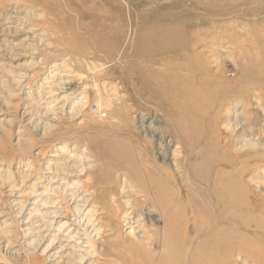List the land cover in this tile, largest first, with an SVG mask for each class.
<instances>
[{
	"label": "bare ground",
	"instance_id": "bare-ground-1",
	"mask_svg": "<svg viewBox=\"0 0 264 264\" xmlns=\"http://www.w3.org/2000/svg\"><path fill=\"white\" fill-rule=\"evenodd\" d=\"M28 1H36L39 3L40 7L35 8V15L29 14L28 9L30 8L27 3H24L27 7V12H21L12 8L6 9L4 12L5 14H3L4 25L1 36L5 38L11 35L14 36L16 31L12 30L20 24L27 26V33L24 39L27 44L29 42L43 43L50 38V34L52 33L53 35L56 33L59 35L60 32L69 33V35L71 33H76L78 35L79 31H85L87 34L89 33V36H92L93 39L88 41H77L81 45L75 42V44L71 46L67 44V47L71 48L73 46L72 48L78 53H90L91 55L98 54L102 56L103 59H98L99 61L101 60L99 64L101 65L102 63V65L100 67L94 66L95 68H93V70L95 72L97 69L100 71L120 60V58L106 53L105 47L108 41L117 40L124 43L128 41L131 46V10L129 7V5H131V0H75L76 10L82 11L87 15L80 19L78 15L74 14L76 12L75 9L64 4L65 0ZM120 1L122 2L120 3ZM122 5L125 6V8ZM47 13L52 16H48L47 19L44 20H39L43 14ZM28 14L30 15L29 17H27ZM121 16L125 18V23L121 21ZM32 17H34L36 21H31ZM89 17H91V19ZM152 25L154 29L157 30L156 33L150 31L149 35H145L142 41L145 47L149 46L151 49L146 52L144 59L136 66L137 71L141 72L138 79L145 88V91H161L162 89L167 91V97H169L176 106L178 113L176 116H173L171 120L173 127L168 125V127L171 126L170 128L174 130L172 136L169 138L166 136L167 134H165V132L159 131L161 126H158L157 123L162 121L156 116L157 111H154L156 113H154L152 117L148 115L143 117L140 115L138 128L141 129L145 136L149 135L154 139L155 146L151 148L148 147L146 151L142 152V155L145 154L147 156L146 160L141 158L142 160L133 161V159H136V156L133 154L134 150L130 152V156L132 157L133 155L135 157L131 159V166L135 165V167H133L138 169L136 173L139 172V175H134L140 181L138 191L143 192L145 196H147L143 204L147 205V203L151 201L150 204H148L149 206L142 212L143 222L148 223L151 227L146 230L145 224L140 222L139 215L134 211L136 204L131 203V210H124L121 204L107 193L105 189L109 185V179H112L111 176L105 180H103L104 178L102 179L104 181H102L103 186L107 187H99V185L91 186L88 184L73 186L70 185V179L67 178V183V181H65L66 176H60L62 173L57 171V166L64 164L63 160H66L59 159V157H62V151L65 152L67 150V154L70 155V160H90L92 162H98L99 158L93 156L92 153L88 155L90 151L88 154L84 151L83 147L85 145L83 140L76 139L77 136L75 138L73 135H68L63 140V136L60 137L58 132V135H56V133L54 134L56 135L55 138H53L52 135V142H57L56 144L60 143L61 146L58 147L57 145H53L58 148V151L52 153L51 156L53 158L46 159L45 162H43L42 166L46 172L43 173L44 170H41V168L39 169L43 173L39 177L40 185L44 186L46 189L40 191V193L38 191L40 196L50 191L54 192L56 187L68 190V192L71 191L67 193L65 196L66 198L59 197V193L55 191L50 202H46L42 198L38 200V203L42 202L40 206H47V204L51 203V205L58 207L53 208V210L51 209L52 207L49 208L50 210L43 209V211H39L41 215L49 214L51 218L53 217L54 219L51 222L54 223L56 220L55 223L59 226V230L61 228H68L65 233L68 238L64 237L62 239V244L51 256L54 255L59 258H66V261H69L70 256L76 254V259L82 261L80 264H85L87 261L89 262L88 264H98L97 259L91 260L98 252H95L93 242L89 240L88 236L97 240L101 235V237L104 236L106 238V243H103V246L127 249L125 242L121 244L117 243L120 238L122 227L116 224L115 220L121 218L124 223H126L125 226L129 225L125 232H127V234L131 233V264H237L235 260L237 253L240 257H244L246 262L264 264V203L261 197L262 193L264 194V188L259 191L257 189L259 186L255 185L252 180L253 177L249 175V172H251L250 170L256 169L257 166L264 164V157L257 156L259 150H254L257 145L256 142L249 143L246 135V127H242L241 131L238 132L240 136H242V145L240 144V147L235 145L234 142H236V139L232 142L234 143L232 145L231 142H228L227 136H224L225 138L223 137L224 132L222 127H220L221 124L219 125V121L222 119L220 114L224 109L222 106H219V103L215 102V99L217 100L215 96L217 90L223 87L233 86V83L231 82V84L228 82L231 78L230 80L229 78L226 80L223 77L224 75H221L220 72H223L221 71L222 67L220 71L217 72L215 70V68H218L216 64L214 65V63H211L213 64L212 66L204 68L202 64L205 65L206 62L201 63L204 60L206 61L208 53L211 55L213 52L215 53V50H219L215 49L213 51L212 49L213 46L217 44L216 40L220 37L232 38L234 32L223 29V23L212 18L207 19L206 22L203 23H199V20H197L186 24H180L168 17L163 18L162 22L161 20L159 22H153ZM249 25L242 26L241 29L245 31L249 30V33L255 34L256 37H260V27L264 24H261L260 27H256L260 28L259 31L257 29H251ZM134 35L135 34H133V36ZM61 36H64L63 38L65 40L68 38V36L65 35ZM61 36H59V38ZM83 36L84 35H82V37ZM57 37L56 39H58ZM226 41L228 40H225V42ZM176 43L179 44V47H176L173 53L178 56V59L167 61L156 60L154 58L158 53L166 50L165 46L167 44ZM236 43L242 45L240 40L236 41ZM61 44H63V46L65 45L62 41ZM132 44H136V37L133 38ZM229 44L226 45L227 49L229 51L232 50L236 57L239 58L238 60L243 59L241 63H244L245 66L242 65L244 68L241 69V74H251V77L253 75L264 78V56L261 54L263 51L262 49V51L260 50L261 44H257L258 47L255 51L253 50L254 52L251 50L248 52L244 48L237 49ZM16 45L17 43L15 47ZM220 47L223 48L222 46ZM208 50L210 51L208 52ZM211 50L213 51L212 53H210ZM216 55L213 58H215ZM94 58L96 59V57ZM70 60L71 58L69 61ZM80 60L81 59H79V62ZM214 61H216V59H214ZM74 63L76 62L74 61ZM51 65L52 70L43 78L40 86L43 84H48V86H50V89L45 90V106L48 107V110L50 108V110L56 112L63 108V106L65 107L66 104V101L62 99L63 96L58 97L60 94V76H62L61 72L64 71L66 62L64 60H55ZM90 71L92 70L90 69ZM248 78H250L249 75ZM55 80L58 82H55ZM245 80L247 81V79ZM132 83L134 85L133 81ZM230 89H228V91H230ZM262 89H264V87ZM135 90L136 89H134V91ZM114 91L113 89L112 92ZM38 93H41V91H38ZM218 93L219 92H217V95H219ZM223 93L225 92L223 91ZM241 93L247 92L246 90L240 91L238 95ZM255 94L261 95V92L258 91ZM239 99H241V97ZM219 100L220 99H218V102ZM104 103H106V101ZM146 103L147 102H145V105ZM242 103V100H237L234 106L238 107L242 105ZM246 103L249 105V100L244 104ZM142 105L144 104L142 103ZM260 106L264 107V103H260ZM101 108H97L95 111H98V116L104 117L107 115L106 113L108 111L106 112L104 108V110ZM229 109L227 111H229ZM110 117L112 116H108V118ZM234 119L232 120L234 121ZM238 122L239 119L237 123ZM237 123L235 124L236 128L238 127ZM105 125V122L102 120L98 123L97 128L101 131H106L108 126ZM242 126L245 125L243 124ZM91 129L90 127L89 130ZM230 129L233 130L232 127ZM161 130L163 129L161 128ZM61 133L63 134V132ZM64 133H66V131ZM225 133L227 134V132ZM112 137L114 136H111V138ZM106 141L108 144V140ZM112 143H114V141H110L109 145L114 148L116 145L119 146V141L117 144L114 143V145L116 144L115 146ZM258 144L260 145L259 142ZM246 145H252L251 148L249 147L250 150H246L249 148H244ZM59 149L62 151L59 152ZM115 149L113 150L115 151ZM78 151L81 153L78 154ZM260 152L262 153V151ZM107 153V160H112V162L122 156L125 158V155H120L121 152H119L118 149L116 152H110L108 150ZM25 154L26 152L19 154L18 158L24 157ZM88 164H90V162ZM38 172L40 171H37V173ZM55 173L56 177H54ZM102 173V171L99 172L101 176L99 177L100 179L102 178ZM57 177L62 181L56 179ZM132 177L133 175H131V181H133ZM257 179H259V177ZM257 179H255V181ZM60 182L67 183V187H61L62 184L56 186L55 183L59 184ZM257 182L259 181H256V183ZM38 183L39 182H37V184ZM55 194L58 196H55ZM103 197H105L107 202H104L105 199ZM61 200H64V202L68 200L72 203L73 207L67 209V206H62V203H60ZM169 200L177 201L176 205L166 204ZM116 209L119 210V214ZM69 212L72 213L71 217H68V214H70ZM65 218H68V220H65ZM142 228H144V230H142ZM92 232L95 233L94 236ZM154 242L157 245L156 250L150 246ZM240 257L237 258L240 259ZM40 262L42 263L43 260L38 261L37 259L33 264H41ZM246 262L244 264H248ZM66 264L73 263L69 262Z\"/></svg>",
	"mask_w": 264,
	"mask_h": 264
},
{
	"label": "rangeland",
	"instance_id": "rangeland-1",
	"mask_svg": "<svg viewBox=\"0 0 264 264\" xmlns=\"http://www.w3.org/2000/svg\"><path fill=\"white\" fill-rule=\"evenodd\" d=\"M121 2L122 1H120V3ZM24 3H27L30 8L28 9V12L32 15H35V8L40 7L39 3L36 1L0 0V264H33L37 259L38 261L43 260L42 263L40 262L41 264H66L69 262L80 264L82 262L79 259H76V254L70 256L69 261H66V258H59L54 255L51 256V254L56 252L58 247L62 244V239L64 237L68 238L65 235L68 228H61L59 230V226L55 223L56 220L54 223L51 222L54 219L53 217L51 218L49 214L41 215V212L39 213V211H43V209L48 210L52 207L51 209L53 210V208H58L51 205V203L47 204V206H40L42 202L38 203V200H41V198L46 202H50L55 191L59 193V197L63 198H66L65 196L67 193L71 192L56 187L54 192L50 191L42 196L39 195L40 191L46 190L44 186L40 185L39 179V177L46 172L42 164L46 159L53 158L51 156L52 153L58 151V148L54 147L55 145L58 147L61 146L60 143L56 144L57 142H52L53 138L58 134L60 137L63 136V140L68 135H73L75 138L77 136L76 139L83 140L85 146L83 145L84 147H82L84 151H86L87 154L90 151L88 155H91L92 153L93 156L98 157L100 160V162L99 160L98 162H92L90 160H70V155L67 154V150L63 152L59 149V152L62 151V157H59V159H66L63 160V166H57V171L62 173L60 176H66L65 181L70 179V185L73 186L88 184L91 186L99 185V187H107L103 186V180L111 176L112 179H109V185L105 189L107 193H109L112 198H115V201H118L124 210H131V203L136 204L134 211L139 215L140 222L145 224L146 230L151 227L148 223L143 222L144 219L142 216V212L149 206L148 204H150L151 201H149L147 205L143 204L147 199V196H145L143 192L138 191L140 181L134 175H139V172L137 171L138 173H136V170L138 169L134 168L135 165H133L134 167L131 166V159L136 156V159H133V161H139V159L146 160L147 156L145 154L142 155V152L146 151V148L148 147L151 148L155 146V141L151 136H145L141 129L138 128V120L140 115L143 117L146 115L152 117L153 114L156 113L154 111H157L156 116L162 121L158 122L157 125L161 126L163 129L161 130L160 128L159 131L165 132V134H167L166 136L169 138L174 131L173 128H170L173 125L171 120L173 116H176L178 113L176 106L171 99L167 97V91L164 89L161 91H145V88L138 79L141 72L137 71L136 66L144 59L146 52L151 49L149 46L145 47V44H142V41L145 35H149L150 31L156 33L157 30L154 29V26L152 25L153 22H159L160 20L162 22L163 18L170 17L174 19L176 23L180 24H186L197 20H199V23H203L206 22L207 19L212 18L218 22H222L223 29L234 32L232 38L220 37L216 40L217 44H215L216 46L214 45L212 49L213 51L215 49L219 50H215V53L211 50L210 53L213 52V55H209L208 53L206 61L204 60L201 63L206 62V66L202 64V67L204 68L212 66L213 64L211 63H214V65L216 64V67L218 66V70L215 68L217 72H219L222 67L221 71L223 72H220L221 75H224L223 77L226 80H228V78L230 80L231 78L228 82L233 83H231L233 86L223 87L217 90L215 96L217 98V100L215 99V102L219 103V106H222L224 109L220 114L222 119L219 121V125L221 124L220 127H222L224 132L223 137L227 136L228 142H231L232 145L235 143L237 147H240L242 145V136H240L238 132L241 131L242 127H246V135L249 143L256 142L257 145L254 150H259L257 156L264 157V107L260 106V103H264V89H262L264 87V78L253 75L251 77V74H241V69L245 66L244 63H241V60L243 59L238 60L239 58L236 57L235 53L232 52V50L229 51L226 47L227 44L231 43L229 45H233L234 48H244L249 52L250 50L255 51L258 47L257 44L259 43L261 44L260 50H263H261V54L264 56V0H131V5H129L131 10V46L128 41L127 43L119 42L117 40L108 41L105 47L106 53L115 56L116 58H120V60L116 63L114 62V64H110L108 66L110 70L106 67L100 71L97 69L96 72L93 68L102 65V63L101 65L99 64L101 60H98L99 58L103 59L102 56H99L98 54L97 56L96 54L91 55L90 53H78L72 48L73 46L71 48L67 47V44L71 46L80 41L93 39L92 36L90 37L89 33L87 34L85 31H79L80 33L78 32V35L76 33H71L69 35V33L62 32H60L59 35L58 33L53 35L52 33L50 34L51 40L49 38L43 43L29 42L27 44L24 41L27 33V26L20 24L12 30L17 32L14 33V36L11 35L7 38L1 36L4 25L3 14H5V10L12 8L21 12H27V7ZM64 4H67L68 7L76 10L75 0H65ZM123 7L125 8V6ZM29 14L27 17L30 16ZM74 14L78 15L79 19L87 16L85 13L78 10H76ZM48 16L52 15L49 13L43 14L39 20L47 19ZM89 18L91 19V17ZM120 19L123 23L126 22L123 16H121ZM32 20L36 21L34 17L31 18V21ZM247 24H250L249 26H251V29H257L259 31L261 28L259 31L260 37H256L255 34L249 33V30L245 31L244 29H241L242 26ZM261 24L263 25L262 27H260ZM257 26L260 28H256ZM81 34L84 36L82 37ZM133 34L135 35L133 36ZM61 35L68 36L69 40L68 38L65 40L63 38L64 36L62 37ZM59 36L61 37L59 38ZM134 37H136L135 45L132 44ZM225 40L228 41L225 42ZM238 40H240L244 47L236 43ZM61 41L65 44L64 46L61 44ZM16 43L17 45L15 47ZM78 45L81 44L78 43ZM178 45V43L167 44L165 46L166 50L164 52L161 51L154 58L156 60L167 61L178 59V56L173 53V50L176 47H179ZM252 45L254 46V49ZM209 51L210 50H208V52ZM215 55L216 57L213 58ZM94 57H96V59ZM70 58L72 61H69ZM79 59H81L80 62ZM214 59H216V61H214ZM55 60H64L66 62L64 71L61 72L62 76H60V87L58 85L60 88V94L58 97L63 96L62 99L66 101V104L65 107L63 106V108L56 112L50 110V108L48 110V107L45 106V90L50 89V86H48V84L40 86L43 78L52 70L51 63ZM74 61L76 63H74ZM89 68L92 71H90ZM104 70L106 72L108 70V72L106 73ZM248 75L250 78H248ZM245 79H247V81ZM239 80L242 83H240ZM132 81L134 82V85ZM55 82L58 81L55 80ZM232 87L235 88L233 89ZM113 89L115 90L114 92H112ZM134 89H136L135 91L139 95ZM228 89H230V91H228ZM245 90L247 93H241L242 95H238L240 91ZM38 91H41V93H38ZM223 91L225 93H223ZM258 91L261 92V95L255 94ZM217 92H219V95H217ZM240 97L241 99H239ZM218 99H220L219 102ZM237 100H242L243 103L242 105L235 107L234 103ZM248 100L249 105H247V103L244 104ZM105 101L106 103H104ZM141 102L144 105L145 102L147 103L144 106ZM97 108H104V111H108L106 113L107 117L104 116L105 119L103 116H98V111H95ZM225 108L226 111L228 109L229 111L226 112ZM108 116L112 117L108 118ZM232 119H234V121ZM238 119L239 122L243 123L245 126H242L243 124H240L239 122L237 123ZM102 120L108 126V129H106L107 132L104 130H102V132L97 128L98 123ZM236 123L239 128H236ZM168 125L171 126L168 127ZM90 127L92 128L91 130H89ZM231 127L233 130L230 129ZM85 128L88 129L86 130ZM60 131L63 132V134ZM65 131L66 133H64ZM225 132H227V134ZM55 133L56 135H54ZM111 136H114L115 138H111ZM235 139L236 142H234ZM106 140H108V144ZM112 140L116 144L119 141V146L115 144L117 147H115L116 149L109 145L110 141L113 142ZM114 143L112 144L114 145ZM251 146L252 145H246L244 148H251ZM112 148L115 149V151ZM250 148L246 150H250ZM117 149L121 152L120 155H125V158L122 156L114 162H112V160H107V151L116 152ZM131 151H133L134 154L132 157L130 156ZM260 151H262V153ZM23 152H26L25 156L18 158L19 154ZM80 153L81 152L78 151V154ZM89 162L90 164H88ZM40 168L41 170H44L43 173L39 170ZM131 169H134L135 171ZM254 169L250 170L251 172H249V175L250 177H253L252 180L255 185L259 186L256 188L260 191V189L264 188V164L257 166L256 169ZM37 171H40L41 173L38 172V174ZM101 171L103 172V175L100 179L99 177L101 176L99 172ZM131 175H133V181H131ZM54 177H56V173L54 174ZM258 177L259 179H257ZM56 179L62 181L58 177ZM255 179H257L256 181H259L257 182L258 184ZM37 182L39 183L37 184ZM57 183H55L56 186L62 184L61 187L65 188L67 187L68 181L67 183ZM107 193L104 194L108 195ZM56 195L57 194H55V196ZM261 197L264 203L263 193ZM103 198L105 199V197ZM66 201L68 200H65V202L64 200H61L60 203H62V206H67V209H71L73 207L72 203ZM104 202H107V200L105 199ZM176 203L177 201L174 200L166 202V204L169 205H176ZM116 211L118 214L120 213L118 209H116ZM69 213L68 217H71L72 213ZM65 220H68V218H65ZM115 223L122 227L120 238L117 243L121 244L122 242H125L127 249L105 247L102 245L103 243H106V238L104 236H102V238L100 235L97 240L88 236L89 240L93 242L95 252H98L91 258V260L97 259L98 264H131V233L127 234V232H125L129 225L125 226L126 223H124L121 218L115 220ZM142 230H144V228H142ZM93 233L94 232H92V234ZM94 235L95 233L93 236ZM150 246L155 250L157 249L155 242ZM237 257H240L238 253L235 257L237 264H244L246 262L244 257L241 256L240 259ZM75 260L79 262H76ZM88 263L89 262L87 261L85 264ZM246 263L252 264L248 261Z\"/></svg>",
	"mask_w": 264,
	"mask_h": 264
}]
</instances>
